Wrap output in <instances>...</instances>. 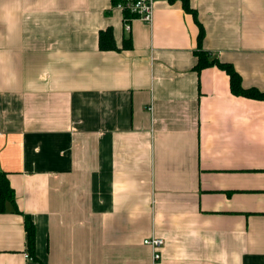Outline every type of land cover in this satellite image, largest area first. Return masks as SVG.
Wrapping results in <instances>:
<instances>
[{"label": "crops", "instance_id": "1", "mask_svg": "<svg viewBox=\"0 0 264 264\" xmlns=\"http://www.w3.org/2000/svg\"><path fill=\"white\" fill-rule=\"evenodd\" d=\"M122 1L0 0V264H264V101L195 69L264 91V0Z\"/></svg>", "mask_w": 264, "mask_h": 264}, {"label": "trees", "instance_id": "2", "mask_svg": "<svg viewBox=\"0 0 264 264\" xmlns=\"http://www.w3.org/2000/svg\"><path fill=\"white\" fill-rule=\"evenodd\" d=\"M182 4L186 11H190L187 0H184ZM199 37H201V32ZM99 39H100L99 42L100 49H106L109 47L108 45H109L110 34L108 32L100 33ZM196 55H197V64L195 66V69L197 71H201L202 69L215 66L220 70L224 71L228 75L229 83H230V91L234 96L245 97L252 100L264 101V91H259L255 88L242 87L240 76L230 64L222 63L217 59H211L208 57L207 53H204L202 51H198ZM7 203H10L12 205L13 211L15 213L18 214L20 213L16 204L15 192L10 186L7 174L0 173V214L6 211ZM24 230L26 233L27 250L31 255H34L35 228L30 216L28 215H24Z\"/></svg>", "mask_w": 264, "mask_h": 264}, {"label": "built area", "instance_id": "3", "mask_svg": "<svg viewBox=\"0 0 264 264\" xmlns=\"http://www.w3.org/2000/svg\"><path fill=\"white\" fill-rule=\"evenodd\" d=\"M157 0H123L118 4V7L132 17L140 19V21L150 24L152 21L153 7ZM128 21L126 20V29H129ZM143 245L152 249L154 261L160 259V249L163 246V240L156 237H151L143 241ZM27 257V256H25Z\"/></svg>", "mask_w": 264, "mask_h": 264}]
</instances>
